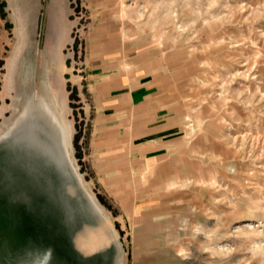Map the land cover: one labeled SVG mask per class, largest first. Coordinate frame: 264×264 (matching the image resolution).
Instances as JSON below:
<instances>
[{"label": "rangeland", "instance_id": "rangeland-1", "mask_svg": "<svg viewBox=\"0 0 264 264\" xmlns=\"http://www.w3.org/2000/svg\"><path fill=\"white\" fill-rule=\"evenodd\" d=\"M92 74L147 97L148 127L114 136L109 170ZM11 127L0 264H264V0H0V136Z\"/></svg>", "mask_w": 264, "mask_h": 264}, {"label": "crops", "instance_id": "crops-1", "mask_svg": "<svg viewBox=\"0 0 264 264\" xmlns=\"http://www.w3.org/2000/svg\"><path fill=\"white\" fill-rule=\"evenodd\" d=\"M64 45L65 41L59 38L53 47L48 48L49 53L53 54L58 62L56 66L49 65L46 68L50 76H59L64 71L63 65L60 63L61 61L59 62ZM99 77L97 74H92L90 77L93 80L90 91L97 105L96 118L94 119V127L97 130L94 141L96 148L94 158L103 157V161L97 162L95 168L109 170L115 165L113 164V147L111 146L114 144L113 141H116L118 138L117 143L124 145L127 143L125 135H129L128 126L136 125L146 128L148 125V113L146 110L139 114L134 112L140 103L146 102L147 97L143 96L141 98L139 97L140 95H134V92L139 89L140 84L136 85L130 79L124 80L121 76L112 75L106 81L98 82ZM56 116L60 120V116ZM113 132H115L114 135ZM147 132L149 133V131ZM114 136H117V138ZM122 156H127L128 158V154L125 155L123 153Z\"/></svg>", "mask_w": 264, "mask_h": 264}, {"label": "bare ground", "instance_id": "bare-ground-1", "mask_svg": "<svg viewBox=\"0 0 264 264\" xmlns=\"http://www.w3.org/2000/svg\"><path fill=\"white\" fill-rule=\"evenodd\" d=\"M35 101V100H34ZM42 103V102H41ZM41 113L43 114L44 118L47 120V124L51 127L49 130L50 135L52 137V139L56 138V141L59 145V147H61V149H63L65 158L67 159V161L72 164V160H71V154H70V147L67 141V133L64 129V124L63 122H61V120L57 119L58 117L55 115V113L53 112V110L49 107L48 104H41ZM24 114L21 116L23 117ZM13 127H11L7 132H5V134H3L2 136H0V138L3 137H7L10 134H12ZM80 179V178H79ZM81 180V179H80ZM90 203L93 207V209H95V211H97L99 214L103 215L102 210L99 208V206L97 205V203H95L93 197L91 196V194L89 193L88 195ZM93 237V236H92ZM87 239H89L88 241L82 238L81 240L77 239V243L80 249H85V247H89V245L92 247H94V245L96 244L94 241L97 242L96 239L90 238V236L87 237Z\"/></svg>", "mask_w": 264, "mask_h": 264}]
</instances>
